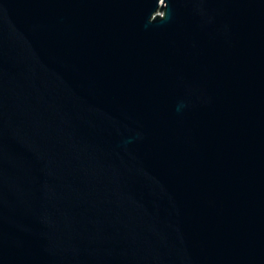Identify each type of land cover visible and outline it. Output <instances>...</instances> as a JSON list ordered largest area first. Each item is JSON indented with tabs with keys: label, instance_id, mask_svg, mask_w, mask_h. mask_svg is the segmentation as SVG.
<instances>
[{
	"label": "water",
	"instance_id": "95a60500",
	"mask_svg": "<svg viewBox=\"0 0 264 264\" xmlns=\"http://www.w3.org/2000/svg\"><path fill=\"white\" fill-rule=\"evenodd\" d=\"M0 264H264V0H0Z\"/></svg>",
	"mask_w": 264,
	"mask_h": 264
}]
</instances>
